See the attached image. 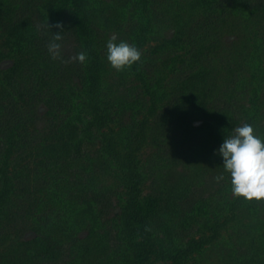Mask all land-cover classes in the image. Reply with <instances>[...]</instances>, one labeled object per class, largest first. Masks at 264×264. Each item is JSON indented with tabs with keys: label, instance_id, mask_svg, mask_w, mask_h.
Here are the masks:
<instances>
[{
	"label": "rangeland",
	"instance_id": "obj_1",
	"mask_svg": "<svg viewBox=\"0 0 264 264\" xmlns=\"http://www.w3.org/2000/svg\"><path fill=\"white\" fill-rule=\"evenodd\" d=\"M129 1L95 0L82 15L74 9L76 0H0V111L7 93H19L22 83L32 95L27 106L38 112L29 122V140L6 150L0 139V175L14 169L20 175L12 179L16 189L0 214V264H125L119 232L129 196L114 155L125 157L128 148L142 175L139 211L157 236L145 264H235L237 257L236 264H264V199L233 195L222 157L214 152L244 122L264 137V16L257 8L236 6L224 14L210 12V0L197 10L188 0L172 1V7L150 0L153 18L139 35L127 17ZM87 15L85 27L93 32L102 66L100 93L117 113L94 129V137L80 139L81 110L90 106L74 84L86 61L72 57L86 52L78 20ZM191 16L178 36L182 20ZM53 31L61 36L62 58L48 57L57 69L46 68L45 61L38 68L43 58L37 47L47 49ZM111 36L135 44L140 59L123 70L113 68L105 55ZM55 113L70 114V121L53 126L60 120ZM46 161L55 170L67 162L62 201L46 196L47 185L36 175ZM91 176L105 188L98 201L83 186ZM62 205L68 209L60 218ZM47 210L48 223L33 227L32 214ZM67 219L75 229L63 231ZM70 231L85 239L78 253L71 250ZM170 231L178 250L200 238L203 246L194 245L180 262L160 258L155 246Z\"/></svg>",
	"mask_w": 264,
	"mask_h": 264
},
{
	"label": "trees",
	"instance_id": "obj_2",
	"mask_svg": "<svg viewBox=\"0 0 264 264\" xmlns=\"http://www.w3.org/2000/svg\"><path fill=\"white\" fill-rule=\"evenodd\" d=\"M73 4L74 9L79 14L84 15L86 10H88L91 7V4L93 5V1L95 0H76ZM150 0H130L128 4V10H127V17L129 19V22L134 24L136 23L138 27H135V30H132V33L139 34L143 33L144 29L149 27V24H151V19L153 16L150 14L152 11H148V4ZM162 1V0H160ZM183 2L185 0H163V4L165 3L166 6L172 7L174 5L173 2ZM187 1V0H186ZM202 0H188L189 8L194 9H200L197 5L202 3ZM259 1V2H258ZM173 3V4H172ZM90 4V7L86 8ZM161 5V3H160ZM232 6H236L237 8H244L242 11H248L256 9V12L264 16V0H210L208 9L210 12H214L217 9H220L221 13L228 12L229 8ZM93 7V6H92ZM198 7V8H197ZM204 9V8H203ZM132 12H131V11ZM195 10V11H196ZM193 12V11H192ZM153 13V12H152ZM194 15V13H193ZM257 15V16H259ZM81 16V15H80ZM205 16V15H203ZM193 17L191 16L189 20H182L178 29V36L184 33V28L189 24L190 20ZM193 20V19H192ZM87 23L88 26H90L89 16L87 15L86 18H82L78 20L79 27H82V30L79 32L80 38L84 41V47L86 49L87 53V60L86 63H84V75L81 76L79 80L76 81L74 84V87L77 89H80L85 92V98L86 100H83L84 103L87 104V106H90L88 110H81L84 112V115L81 120L85 122V124H82L78 130L77 136L82 139L85 137H94V129H98L99 126H102L104 123H106V119H109V117H113L112 113H117L116 110H114V106L112 107L110 105V100H106L101 95L100 86H98L99 81H101V71L102 66L100 62V57L95 53L96 48H94V44L92 43V34L93 32L88 27H85V24ZM210 23L207 24V26ZM141 25V26H140ZM214 27V26H213ZM143 29V30H142ZM210 29V28H209ZM142 30V31H141ZM208 32V31H207ZM51 32H48L46 34H42L41 36H38V40H44L45 38L50 36ZM209 33V32H208ZM135 34L133 36L135 38ZM53 35V33H52ZM137 42V40H136ZM36 49V48H35ZM39 57H42L43 59H40V62L38 63L37 67H41L44 65L46 68H56L57 69V62L54 60L48 59L49 53L48 50L44 48L41 50L37 47ZM36 51V50H35ZM40 51V52H39ZM43 51H45L43 53ZM47 59V60H46ZM59 68V67H58ZM40 70V69H39ZM138 71V68H136ZM141 70V69H140ZM37 77L39 75L37 74ZM60 80V79H57ZM20 84V91L19 93L17 91L15 92H8L5 96L7 101L5 105L3 106L2 110L0 111V139L4 140L6 146V150H10L12 146L15 144H20L18 142L19 140L26 139L28 137L27 131L30 129L29 122L31 119H34V116L38 114L36 113L33 108L31 109V106H27L30 101V94L27 93V86H24L22 83ZM73 86L70 88H74ZM109 105V106H108ZM32 111V112H31ZM40 111V110H39ZM63 112V111H62ZM57 118H60L56 124H52L53 126H58L59 124H66L68 121H70V114L66 113H55ZM75 127L71 126L69 128L70 133L74 131ZM99 130V129H98ZM55 131L52 129V132ZM27 133V134H26ZM75 133V132H74ZM135 134V132L133 133ZM21 137V138H20ZM29 140V137H28ZM25 143L21 146L23 148L25 146ZM131 150L129 149L126 151V156L119 158V155L116 154L115 156V163L117 166L121 168L122 172V180H123V186L124 190L127 196H129V199L127 201V205L124 207V211L121 216V225H120V234L123 235L121 237L123 240H121L123 246H125L123 249L126 251V254L123 256V260L125 264H145V260L149 257V253L153 251L148 249L150 247H154L157 236L154 235V231L151 227V224L149 220L143 216L138 207L139 201L136 198V195L139 192V185H140V179L141 174L136 169L134 163V158L131 156ZM5 151V150H4ZM72 160V158H70ZM114 161V160H113ZM112 161V162H113ZM71 162V161H69ZM110 162V163H112ZM43 165L38 166L39 169H37L36 175H38L39 180H42L44 184L47 185V194L46 196H52L54 198H58L62 201L61 198L58 197L59 194H62V179L65 174L64 169H66V164L62 163L58 166V169H53L48 161L42 163ZM24 170V169H22ZM64 172V173H63ZM62 173V175H61ZM19 172L17 170H13L10 175H7L6 173H2L0 175V214L2 215L3 212H5L6 204H8V201L10 199V192L15 191L16 188H13L14 184L12 180L15 178V175ZM82 176V175H81ZM83 177V176H82ZM95 177H84L87 179L85 183H83V186H86V194L89 192V194L92 192L96 196L95 201H98V199H101V194H105V188L98 186V184L95 183ZM83 179V178H82ZM31 180V179H27ZM15 182V181H14ZM61 197V195H60ZM59 201V200H57ZM68 209V208H66ZM63 205L60 206V208H57V216L62 218L67 213ZM30 213L33 211V209L29 208ZM56 211V210H55ZM39 216H36L32 218V221L34 223L33 227H37V229H40V227L45 223H48L50 219V215L48 214V210L42 213H39ZM55 218V217H54ZM52 219V218H51ZM65 229L63 231H69L71 229H75V226L72 224L71 220L67 219L65 220ZM60 225V224H58ZM175 226L173 227V229ZM66 233V232H64ZM217 233V231H216ZM67 237H69L72 240L71 244V250L76 251L78 253L83 247H84V238H81L78 234L74 232H67ZM172 232H168V239L162 238L158 239V244L155 246L156 250L159 252L158 256L160 258H168L171 260H175V262L178 261V258H182L183 255H186L188 253V250H192L191 248L196 246V248L202 247L203 240L200 238L197 241L189 242L188 248H186L184 251L182 249H179L174 247V240L172 237ZM217 236V235H216ZM215 236V237H216ZM206 240V239H205ZM210 240V239H207ZM205 243V242H204ZM255 243V242H254ZM154 248V249H155ZM155 250V251H156ZM82 251V250H81ZM118 251H120V248L114 251V254H116ZM156 253V252H155ZM157 256V257H158ZM235 264L240 262V258L234 259Z\"/></svg>",
	"mask_w": 264,
	"mask_h": 264
},
{
	"label": "clouds",
	"instance_id": "obj_3",
	"mask_svg": "<svg viewBox=\"0 0 264 264\" xmlns=\"http://www.w3.org/2000/svg\"><path fill=\"white\" fill-rule=\"evenodd\" d=\"M56 26L61 27L59 21ZM53 33L47 43V50L52 59H60L61 36L59 31ZM105 55L110 65L120 71L138 61L142 53L135 44L124 39L117 41L115 36H111L106 42ZM72 59L84 63L86 52L81 50ZM214 152L222 157L221 164L228 174L233 195L246 199H264V137L257 134L251 123L244 122L235 126L231 134L223 136ZM222 178L223 173L218 179Z\"/></svg>",
	"mask_w": 264,
	"mask_h": 264
}]
</instances>
